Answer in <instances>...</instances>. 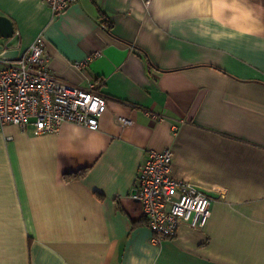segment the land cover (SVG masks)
I'll list each match as a JSON object with an SVG mask.
<instances>
[{
	"label": "crops",
	"instance_id": "crops-1",
	"mask_svg": "<svg viewBox=\"0 0 264 264\" xmlns=\"http://www.w3.org/2000/svg\"><path fill=\"white\" fill-rule=\"evenodd\" d=\"M0 14L19 50L44 34L49 76L107 100L94 130L0 129V264H264V0H76L56 15L0 0ZM165 148L211 216L153 242L132 190Z\"/></svg>",
	"mask_w": 264,
	"mask_h": 264
},
{
	"label": "built area",
	"instance_id": "built-area-1",
	"mask_svg": "<svg viewBox=\"0 0 264 264\" xmlns=\"http://www.w3.org/2000/svg\"><path fill=\"white\" fill-rule=\"evenodd\" d=\"M54 15L76 0H43ZM19 33L0 35V129L6 124L22 131L54 133L65 122L97 129L99 116L106 108L105 96L92 87H81L49 76L46 71L43 33L23 50H19ZM18 49L14 57H2L6 49ZM91 56L75 60L78 69L87 65ZM124 123L130 119L119 116ZM173 151L147 150L136 176V193L142 214L151 231V240L159 242L176 235L185 225L203 228L211 216V196L191 180L173 175Z\"/></svg>",
	"mask_w": 264,
	"mask_h": 264
},
{
	"label": "water",
	"instance_id": "water-1",
	"mask_svg": "<svg viewBox=\"0 0 264 264\" xmlns=\"http://www.w3.org/2000/svg\"><path fill=\"white\" fill-rule=\"evenodd\" d=\"M14 31V25L11 19L3 14H0V35L2 37H9L12 35ZM0 49H2V45L0 44ZM18 53V49H6L1 52L2 57H14ZM136 193V189L132 190V194Z\"/></svg>",
	"mask_w": 264,
	"mask_h": 264
},
{
	"label": "trees",
	"instance_id": "trees-1",
	"mask_svg": "<svg viewBox=\"0 0 264 264\" xmlns=\"http://www.w3.org/2000/svg\"><path fill=\"white\" fill-rule=\"evenodd\" d=\"M103 17H104V20L103 21L105 22V25L108 26V27H110L112 25V23L104 15H103ZM143 53L146 56V53L145 52H143ZM146 58H147V56H146ZM87 170H88L87 167L79 168V169H77L75 171H72L70 173L64 174V178L66 180H73V179L83 178L86 175ZM134 224L135 223H133V226H134Z\"/></svg>",
	"mask_w": 264,
	"mask_h": 264
}]
</instances>
